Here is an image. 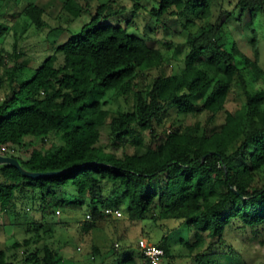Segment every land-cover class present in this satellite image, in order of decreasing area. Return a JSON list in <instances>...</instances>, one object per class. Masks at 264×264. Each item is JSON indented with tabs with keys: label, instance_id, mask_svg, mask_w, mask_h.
<instances>
[{
	"label": "trees",
	"instance_id": "16d2710c",
	"mask_svg": "<svg viewBox=\"0 0 264 264\" xmlns=\"http://www.w3.org/2000/svg\"><path fill=\"white\" fill-rule=\"evenodd\" d=\"M5 1L0 0V19L5 18ZM95 1L61 0L59 12L69 21L81 14L90 19L78 31L56 27L61 30L57 40L63 33L67 37L53 41V52L31 77L23 65L10 66L0 49V152L6 147L2 154L18 158L33 172L65 171L35 179L1 166L0 212L18 216L28 204L46 209L49 198L72 185L76 191L71 199L55 206L86 205V231L108 218L120 219L106 214V208L122 209L129 223L151 218L165 231L168 222L176 223V230L192 228L193 242L180 241L187 255L202 247L206 236L220 239L232 218L246 226L264 223V87H248L252 78L264 84L257 48L253 45L252 60L230 45L223 21L202 23L188 37L184 53L181 44L169 49L170 41H163L164 50L153 47L138 35L137 26L131 27L141 18L153 23L155 31L167 28L169 18L188 9L193 16L181 23L187 28L195 18L210 16V0H148V5L132 0L130 7L115 0ZM236 7L241 14H264V0H237ZM46 11L26 1L10 15L39 30ZM8 29L0 21V34ZM179 57L182 70L168 73L169 60ZM153 70L152 80L143 83ZM239 84L245 102L227 107L231 89ZM109 91L119 97L131 93V106L105 108L100 98ZM168 106L183 115L203 114L204 121H197L195 129L173 127L159 133L155 123ZM219 114L223 119L217 125ZM107 123L111 144L125 146L124 138H130L132 153L116 156L105 150L100 140ZM147 131L149 143L143 136ZM32 239L11 245V250L25 248L20 261L0 249V264H61L62 257L48 246L42 254L34 250ZM155 245L164 249L165 258L170 256L165 234ZM131 257L121 262L134 264ZM200 258L197 254L192 264H212Z\"/></svg>",
	"mask_w": 264,
	"mask_h": 264
},
{
	"label": "rangeland",
	"instance_id": "374dc122",
	"mask_svg": "<svg viewBox=\"0 0 264 264\" xmlns=\"http://www.w3.org/2000/svg\"><path fill=\"white\" fill-rule=\"evenodd\" d=\"M26 1L36 2L47 9L44 14L45 25L39 30L34 29L33 26H27L22 18H12L10 15L19 12ZM98 1L105 0H96L94 5ZM115 1L124 3L127 7L133 3L132 0ZM141 1L148 5V0ZM236 1L210 0L208 2L210 16L207 19L195 18V21L190 23L187 28H183L181 23L192 18L193 15L188 9L181 12L175 19L169 18L170 25L167 28L155 31L153 23L147 25V22L141 18L135 19L136 24L131 27L137 26L138 35L153 47L164 50L166 46L163 41H170L172 44L169 49L173 50L174 45L181 44L183 45L182 53H184L185 42L191 34L198 33L202 23L206 20L223 21L230 45L234 43L240 52L252 60L254 59V45L259 54L257 66L264 72V14L259 11L253 16L249 11L241 14L240 9L236 7ZM60 2L61 0H6L4 2L1 12L5 18L1 17L0 21L10 29L3 30L0 34V49H3V54L10 66L23 65L25 72L31 77L45 57L53 52L55 46L52 44L53 41L55 40V43L58 44L67 37L63 33L57 40L58 31L61 30L56 31V27L62 26L63 29L78 31L82 24L90 19L88 14H81L76 20H70V22L65 13L59 12ZM14 45H16L17 51L21 52L19 58L14 56ZM242 64L240 62V65ZM182 68L183 63L179 57L177 62L169 60L167 72L178 73ZM1 70H3L2 67L0 74ZM148 73L144 75L143 83L150 82L152 76L157 72L153 70L151 74L148 75ZM252 80L253 78L248 81L249 88L252 86L264 87L261 80ZM243 92L244 87L241 84L234 86L228 95L226 106L238 107L242 105L245 102ZM2 96L1 88L0 100ZM100 100L106 101L105 108L111 110L125 109L131 106L133 101L131 93L125 97H119L114 91L107 92ZM222 119V114H219L216 124L220 125ZM197 121H204L203 114H199L197 117L183 115L177 113L174 107L168 106L157 119L155 129L159 133L169 131L173 127L195 129ZM149 135V131L143 135L146 143L150 141ZM123 142L125 146L111 144L108 123L102 127L100 143L103 144L106 151H112L116 156H122L124 152L132 153L134 148L130 143L131 139L124 138ZM14 154L20 155V152L16 151ZM75 191V187L72 185L62 188L56 197L48 199L46 209L39 205L32 207L31 204H28L25 211L21 210V214L18 216L0 212V249L5 250L9 256L15 255L20 261L25 248L11 250V245L15 241L22 243L25 239L34 238L31 241L34 250L42 254L43 247L48 246L62 257L61 264H102L103 261L107 264H129L121 262L129 254L132 255L134 264H143L145 260L138 249V240L145 239L150 243L158 244L161 236L165 234L170 240V256L164 258L160 264H192L197 254L201 256V260L212 264H264V223L246 226L238 219L232 218L220 239L206 236L204 245L195 248L191 255H187V249L180 241L193 242L195 231L192 228L178 227L176 230L174 228L177 227V224L168 222L169 231H165L151 218L129 223L122 209H120L122 216L117 222L108 218L97 228L86 231L84 223L87 222V213L90 211L86 205L55 206L56 201L62 202L65 199H71L72 192L75 193ZM119 236L121 237L118 238ZM36 239L37 241L34 242ZM113 259L117 260L113 262Z\"/></svg>",
	"mask_w": 264,
	"mask_h": 264
},
{
	"label": "built area",
	"instance_id": "2783aa9c",
	"mask_svg": "<svg viewBox=\"0 0 264 264\" xmlns=\"http://www.w3.org/2000/svg\"><path fill=\"white\" fill-rule=\"evenodd\" d=\"M6 151V147H2L1 152ZM105 213L111 215L114 218H120L122 216L121 211L116 208H106ZM87 218H90L89 214H87ZM138 248L150 264H160L165 258V252L162 247L150 243L145 239L138 240Z\"/></svg>",
	"mask_w": 264,
	"mask_h": 264
},
{
	"label": "water",
	"instance_id": "95a60500",
	"mask_svg": "<svg viewBox=\"0 0 264 264\" xmlns=\"http://www.w3.org/2000/svg\"><path fill=\"white\" fill-rule=\"evenodd\" d=\"M3 165H9L17 168L24 176L39 179L46 176H54L61 173H64L65 171H58V172H33L28 170L26 167L22 165L20 160L18 158L4 155L0 152V167Z\"/></svg>",
	"mask_w": 264,
	"mask_h": 264
}]
</instances>
